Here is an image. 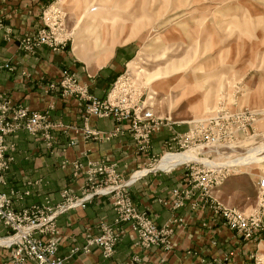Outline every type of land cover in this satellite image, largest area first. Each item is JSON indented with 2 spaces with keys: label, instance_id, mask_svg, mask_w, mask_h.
Segmentation results:
<instances>
[{
  "label": "rangeland",
  "instance_id": "rangeland-1",
  "mask_svg": "<svg viewBox=\"0 0 264 264\" xmlns=\"http://www.w3.org/2000/svg\"><path fill=\"white\" fill-rule=\"evenodd\" d=\"M43 20L42 27L51 28L70 48L77 38L91 37L93 42H86L92 46L89 53L94 60L97 54L109 51V43L114 50L120 44L133 42L135 54L105 98L111 94L112 101L124 105L143 102L166 124L171 119L185 126L183 132L173 135L182 139L185 146L180 148L171 137L170 151H191L196 158L175 166H182L187 173L191 169L188 162L215 164L212 167L222 179L211 190L212 195L215 188L216 199L224 207L239 209L251 218L258 216L257 223H253L254 234L245 237L237 233L224 216L212 209L241 238L262 242L254 260L264 264V199L260 197L264 192L260 185L264 178V0H54L44 8ZM5 24L11 29L6 19ZM0 30L5 38V30ZM11 32L17 37L25 33ZM8 41L20 43L18 38ZM12 69L13 66L8 70ZM206 135L216 136L217 140L209 143ZM169 148L152 166L139 168L133 174L145 168L162 170L155 165ZM14 155L16 158V152ZM133 174L122 175L130 178ZM236 176L243 181L234 184L232 193H226V183ZM254 182L257 188L251 193ZM186 183L187 186L177 188L192 186L189 180ZM29 193L15 191L11 195L15 209V199L22 200ZM247 195H253L256 201L250 199L247 204ZM126 224L130 225L125 223L123 230ZM99 228L101 233L100 224ZM5 229L6 233L11 231ZM222 262L221 258L203 259L204 264Z\"/></svg>",
  "mask_w": 264,
  "mask_h": 264
},
{
  "label": "crops",
  "instance_id": "crops-1",
  "mask_svg": "<svg viewBox=\"0 0 264 264\" xmlns=\"http://www.w3.org/2000/svg\"><path fill=\"white\" fill-rule=\"evenodd\" d=\"M53 1L0 0V10L6 16L7 25L14 32L23 33L44 26V8ZM87 36L77 38L71 48L64 46L55 50L41 45L30 53L20 48L18 41L6 40L0 30V60H8L13 66L12 70L0 72V91L8 92L13 101L23 103L31 110L44 112L53 105L51 119L68 127L67 132L63 127L55 129L51 146L41 136L31 135L25 130L9 137L17 146L16 158L0 191H30L22 200L15 199L17 209L45 203L46 200L55 204L61 200V191L67 187L75 194H81L86 168L75 177L71 164L62 166L65 160L79 159L85 167L89 162L116 163L118 171L129 176L139 168L152 166L153 161L168 148V139L185 130L184 125L170 119L153 134L150 148L140 150L130 121L120 124L113 117L94 114L86 121L83 101L73 96H62L58 90H48L49 82L61 80L69 70L88 86L90 94L98 98L107 96L116 78L133 58L135 45L130 41L113 50L109 43V51L103 52L102 56L93 53L98 57L94 60L89 53L92 46L88 44L93 41ZM86 122L93 129L105 133L115 131L118 125L121 128L109 139L86 137L82 130ZM161 169L145 168L136 172L133 178L140 176L129 189L136 207L140 211H149L159 227L173 218H180L169 234V250L160 246L149 249L138 246L136 233L126 224L110 258L103 257L99 247H93L89 253H72L74 247L86 244L89 235L100 232L101 222L114 220L116 213L110 197L97 195L85 207L74 208L58 216L57 224L62 235L58 254L67 257L68 264H204L203 259L212 261L219 258L223 260L222 264H256L254 257L258 256L262 242L241 238L215 214L210 205L206 206L202 201L195 204L196 196L188 197L181 206L175 207L172 192L174 188L188 185L186 170L175 165ZM242 181L240 176L231 178L225 185L226 193H232L234 184ZM256 183H253L251 193L255 192ZM215 192L214 188L213 195ZM245 199L248 204L254 198L247 195ZM225 201L222 203H230ZM0 233H6L3 225H0ZM9 254V249L0 246V264L5 263Z\"/></svg>",
  "mask_w": 264,
  "mask_h": 264
},
{
  "label": "built area",
  "instance_id": "built-area-1",
  "mask_svg": "<svg viewBox=\"0 0 264 264\" xmlns=\"http://www.w3.org/2000/svg\"><path fill=\"white\" fill-rule=\"evenodd\" d=\"M5 19V14L0 10V28L5 30V38L7 40L18 38L20 46L29 52L41 45L57 50L67 44L48 27L17 34L19 36L17 37L6 26ZM6 68H12L10 62L0 60V72ZM47 88L58 90L62 96L72 95L81 98L85 103L83 117L86 121L92 114L113 117L120 124L130 121L140 150H147L153 134L166 124L163 122L164 118L156 117L154 111L146 108L143 102H138L136 105H124L112 101L111 94L104 99L92 96L88 86L80 84L76 73L69 70L65 71L61 80L49 82ZM53 108V105H50V108L44 112L33 111L25 104L13 101L8 92L0 91V185L6 183V174L15 160L14 154L17 150L15 142L11 141L9 136L19 130H25L32 135H40L51 146L55 139L53 132L56 128L63 127L64 132L68 130V127L51 119L50 109ZM120 128L121 126L118 125L115 131L105 133L93 129L86 122L82 130L86 137L109 139L117 134ZM206 136L209 143L217 140L216 136ZM175 140L180 148L185 146L184 141L177 136L173 137L172 141ZM73 143L71 141V144ZM168 146L170 148L166 154L172 153L170 151L172 144L168 142ZM69 164L73 167L75 177L86 168L85 182L82 185L81 194H75L70 187L64 188L61 192V200L55 206L47 201L46 204H34L17 210L11 198L15 191L0 192V224L12 231L0 234V246L10 250L4 264H68L67 257L58 254L62 235L56 224V218L71 209L85 207L97 195L112 199L116 212L114 222L112 224L101 222V233L89 235L86 244L82 247H74L72 253L79 251L89 253L96 246L101 249L105 258L111 257L121 239L125 223H130L140 247L149 249L154 246H164V249L169 250L168 235L180 218H174L160 228L148 211L138 210L129 194V186L136 179H132L134 174L126 178L118 171L116 163L106 161L89 162L86 167L79 159L62 162L63 167ZM187 165L191 168L187 169V180L192 183V186L175 188L173 205L179 207L188 197L196 196L195 204L202 201L205 205H210L216 213L225 217L228 225L237 233L245 237L252 236L255 231L253 227L256 226L253 223H257L258 216L251 218L239 209L224 207L212 195L211 190L222 179L217 169L212 167L214 165L208 163L197 165L192 162H188ZM260 185L264 188V178L261 179ZM260 197L264 199V192L260 193ZM135 259L138 260V258Z\"/></svg>",
  "mask_w": 264,
  "mask_h": 264
},
{
  "label": "bare ground",
  "instance_id": "bare-ground-1",
  "mask_svg": "<svg viewBox=\"0 0 264 264\" xmlns=\"http://www.w3.org/2000/svg\"><path fill=\"white\" fill-rule=\"evenodd\" d=\"M78 51V50H77ZM196 158L195 153L191 151H186L183 153H169L164 155V157L160 160L157 168H171L174 165H177L180 162L188 161V160H194ZM215 165V164H210ZM216 166H222V165H216Z\"/></svg>",
  "mask_w": 264,
  "mask_h": 264
}]
</instances>
